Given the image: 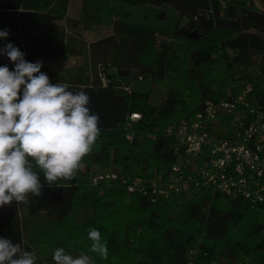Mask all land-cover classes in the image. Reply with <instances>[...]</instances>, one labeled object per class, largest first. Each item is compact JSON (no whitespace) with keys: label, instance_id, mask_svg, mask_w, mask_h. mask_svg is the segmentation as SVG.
Segmentation results:
<instances>
[{"label":"trees","instance_id":"trees-1","mask_svg":"<svg viewBox=\"0 0 264 264\" xmlns=\"http://www.w3.org/2000/svg\"><path fill=\"white\" fill-rule=\"evenodd\" d=\"M185 16L193 24L188 33L178 29ZM4 29L9 36L0 48L11 42L30 62L75 60L62 70L43 63L41 71L52 84L87 91L100 134L74 180L49 186L40 172L41 195L0 207V237L34 249L36 264H54L56 247L84 252L95 264H264V210L242 196L203 191L186 201L176 193L153 199L114 185L102 191L89 180L96 168L168 175L184 148L167 127L207 100L249 89L247 101L264 112V0H82L74 8L71 0H0ZM3 65L15 67L0 54ZM135 68L151 78L148 91L118 80L127 77L121 70ZM133 112L141 117L129 140ZM90 228L108 242L107 260L90 252Z\"/></svg>","mask_w":264,"mask_h":264},{"label":"clouds","instance_id":"clouds-1","mask_svg":"<svg viewBox=\"0 0 264 264\" xmlns=\"http://www.w3.org/2000/svg\"><path fill=\"white\" fill-rule=\"evenodd\" d=\"M9 31L0 30V38ZM15 65L0 66V207L25 202L42 191L40 172L49 186L74 180L83 171V158L100 134L99 115L89 107L84 89L70 90L67 83H50L41 71L43 61L30 62L9 42L0 48ZM23 86V87H22ZM59 185V184H58ZM90 252L109 257L108 242L97 228L88 230ZM54 264H90L84 252L72 255L63 247L52 254ZM37 254L21 243L0 237V264H36Z\"/></svg>","mask_w":264,"mask_h":264},{"label":"built area","instance_id":"built-area-1","mask_svg":"<svg viewBox=\"0 0 264 264\" xmlns=\"http://www.w3.org/2000/svg\"><path fill=\"white\" fill-rule=\"evenodd\" d=\"M248 91L230 99L207 100L194 116L167 127V134L184 148L168 175L132 177L93 170L90 183L114 185L153 199L155 195L218 191L242 196L264 210V112L247 101ZM140 117L138 112L129 116V140V130ZM218 130L226 131V136L217 135Z\"/></svg>","mask_w":264,"mask_h":264},{"label":"rangeland","instance_id":"rangeland-1","mask_svg":"<svg viewBox=\"0 0 264 264\" xmlns=\"http://www.w3.org/2000/svg\"><path fill=\"white\" fill-rule=\"evenodd\" d=\"M82 0H71V5L72 7H78L80 5ZM60 23H64L63 22H60ZM96 32V31H94ZM86 37L89 39V40H93L95 37L97 36H94V35H91L90 33H87L86 34ZM44 64L48 65L51 69L53 70H62L63 68L65 67H68L69 65H72L75 60L72 59V58H67V59H59V60H42ZM115 71L113 70V73ZM107 77V76H105ZM118 80L122 83V85L126 86V88L128 90H140V91H148L150 86H151V78H144V77H141L140 76V72H139V77L138 78H135L133 76H127L125 78H118ZM115 168H108L106 170H103V169H100V168H96L95 170L96 171H100V172H112V171H115L114 170ZM158 171L156 170L153 174L154 175H161V174H157ZM132 177H136V176H132ZM93 185V184H92ZM101 186V190L102 191H105L107 190L106 187H107V184L105 183H101V184H98ZM109 187V186H108ZM124 189V188H122ZM125 191V189H124ZM126 192V191H125ZM135 192H131V191H127L126 194L127 195H130V194H133ZM178 195V200L179 201H186L188 199H190L192 197V195L187 192H181L180 194L176 193ZM175 214H178V210L175 209ZM90 264H95V262L90 258Z\"/></svg>","mask_w":264,"mask_h":264},{"label":"water","instance_id":"water-1","mask_svg":"<svg viewBox=\"0 0 264 264\" xmlns=\"http://www.w3.org/2000/svg\"><path fill=\"white\" fill-rule=\"evenodd\" d=\"M189 22H190V20L186 16L183 17V19L181 20V22H180V24L178 26L179 31L184 32V33H188L192 29V27H193V24H191L190 27H187L186 28V26L189 24ZM195 32L196 31H194V33ZM194 36L198 37V34L196 33ZM129 74L131 76L135 77V78H138L139 77V70H138V68H135V69H133L131 71H129L128 69H124V70H121L120 71V75L121 76H128Z\"/></svg>","mask_w":264,"mask_h":264},{"label":"flooded vegetation","instance_id":"flooded-vegetation-1","mask_svg":"<svg viewBox=\"0 0 264 264\" xmlns=\"http://www.w3.org/2000/svg\"><path fill=\"white\" fill-rule=\"evenodd\" d=\"M188 27V25L186 26V28Z\"/></svg>","mask_w":264,"mask_h":264}]
</instances>
